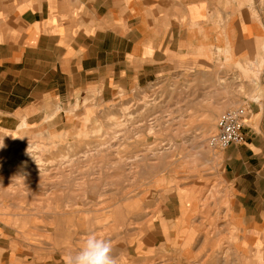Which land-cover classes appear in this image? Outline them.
<instances>
[{
  "label": "crops",
  "instance_id": "crops-1",
  "mask_svg": "<svg viewBox=\"0 0 264 264\" xmlns=\"http://www.w3.org/2000/svg\"><path fill=\"white\" fill-rule=\"evenodd\" d=\"M231 45L248 55L264 45V0H0V140L72 141L91 104H115L197 69L209 61L201 49ZM247 112L245 143L219 152V190L202 182L162 199L116 264H217L220 237L235 239L223 264H264V98ZM18 253L0 250V264H68Z\"/></svg>",
  "mask_w": 264,
  "mask_h": 264
},
{
  "label": "rangeland",
  "instance_id": "rangeland-1",
  "mask_svg": "<svg viewBox=\"0 0 264 264\" xmlns=\"http://www.w3.org/2000/svg\"><path fill=\"white\" fill-rule=\"evenodd\" d=\"M249 53L201 49L209 61L197 69H174L115 104H91L72 141L0 140V250L65 261L94 233L111 242L112 255L123 253L162 199L202 182L219 190L220 156L208 140L223 114L264 98V45ZM226 239L218 238L217 264Z\"/></svg>",
  "mask_w": 264,
  "mask_h": 264
},
{
  "label": "built area",
  "instance_id": "built-area-1",
  "mask_svg": "<svg viewBox=\"0 0 264 264\" xmlns=\"http://www.w3.org/2000/svg\"><path fill=\"white\" fill-rule=\"evenodd\" d=\"M247 110L240 108L223 114L217 123V133L209 138L208 145L215 152H222L234 145H242L246 141L244 134Z\"/></svg>",
  "mask_w": 264,
  "mask_h": 264
},
{
  "label": "clouds",
  "instance_id": "clouds-1",
  "mask_svg": "<svg viewBox=\"0 0 264 264\" xmlns=\"http://www.w3.org/2000/svg\"><path fill=\"white\" fill-rule=\"evenodd\" d=\"M67 259L68 264H116L111 242L94 233L88 234L81 247Z\"/></svg>",
  "mask_w": 264,
  "mask_h": 264
},
{
  "label": "bare ground",
  "instance_id": "bare-ground-1",
  "mask_svg": "<svg viewBox=\"0 0 264 264\" xmlns=\"http://www.w3.org/2000/svg\"><path fill=\"white\" fill-rule=\"evenodd\" d=\"M39 146H40V145H39ZM34 148H35V147H34ZM40 148H41L40 150H42V148L44 149V146H41ZM38 151H39V149H38ZM42 151H44V150H42ZM42 153H43V152H42ZM43 154H44V153H43ZM60 160H61V159H60ZM40 161H41V160H40ZM40 161H39V162H40ZM225 220H226V219H225ZM225 220H224V221H225ZM207 235H208V234H207ZM219 237H220V236H219ZM217 240H218V239H217ZM217 248H218V247H217ZM211 249H212V248H211ZM226 251H227V250H226ZM213 252H214V251H213ZM219 252H220V251H219ZM211 254H212V252H211ZM211 254H210V255H211ZM227 254H228V253H227ZM34 256H35V255H34ZM208 256H209V255H208ZM224 256H225V255H224ZM224 256H223V260H224ZM216 257H218V256H216ZM209 258H210V257H209ZM220 258H222V257H220ZM216 259H217V258H216ZM218 259H219V258H218ZM211 260H212V259H211ZM213 260H214V259H213ZM213 260H212V261H213ZM203 262H204V261H203ZM218 262H219V260H218ZM224 262H225V261H224ZM212 263H213V262H212ZM214 263H215V262H214ZM215 264H216V263H215Z\"/></svg>",
  "mask_w": 264,
  "mask_h": 264
}]
</instances>
